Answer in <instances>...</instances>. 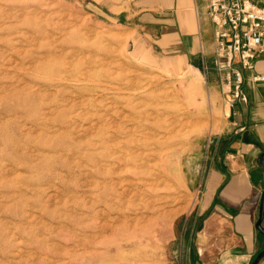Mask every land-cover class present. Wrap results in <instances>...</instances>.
Here are the masks:
<instances>
[{
    "label": "rangeland",
    "instance_id": "obj_1",
    "mask_svg": "<svg viewBox=\"0 0 264 264\" xmlns=\"http://www.w3.org/2000/svg\"><path fill=\"white\" fill-rule=\"evenodd\" d=\"M101 10L94 0H0V264H198L192 226L209 172L198 156L226 117L210 111L204 79L178 76ZM56 60L77 72L65 84L46 67ZM87 98L96 101L80 104ZM142 161L155 174L144 223L168 221L152 256L119 252L113 232L115 194L143 183L132 178Z\"/></svg>",
    "mask_w": 264,
    "mask_h": 264
},
{
    "label": "crops",
    "instance_id": "obj_2",
    "mask_svg": "<svg viewBox=\"0 0 264 264\" xmlns=\"http://www.w3.org/2000/svg\"><path fill=\"white\" fill-rule=\"evenodd\" d=\"M94 1L162 60L173 63L178 76H200L208 84L210 111L221 109L226 122L198 156L203 174L209 172L204 201L192 226H196L194 255L198 264H252L264 251V234L256 227L264 194L260 163L264 156V82L254 83L251 77L264 74V55L253 71L244 72L248 102L237 104L234 116L222 92L224 77L216 54L215 26L207 14L208 0ZM251 1L264 7V0ZM203 174L198 172L196 177L199 191ZM204 214L209 215L203 219ZM259 264H264V257Z\"/></svg>",
    "mask_w": 264,
    "mask_h": 264
},
{
    "label": "built area",
    "instance_id": "obj_3",
    "mask_svg": "<svg viewBox=\"0 0 264 264\" xmlns=\"http://www.w3.org/2000/svg\"><path fill=\"white\" fill-rule=\"evenodd\" d=\"M207 14L215 26L222 92L236 116V105L248 102L244 72L253 71L264 55V7L251 0H208ZM251 80L262 83L264 74H253Z\"/></svg>",
    "mask_w": 264,
    "mask_h": 264
},
{
    "label": "bare ground",
    "instance_id": "obj_4",
    "mask_svg": "<svg viewBox=\"0 0 264 264\" xmlns=\"http://www.w3.org/2000/svg\"><path fill=\"white\" fill-rule=\"evenodd\" d=\"M46 67H49L51 71L54 74H56V76H58V83H60V85L65 84L67 81V77L70 76L71 74L72 75L77 74L76 70H73V68L71 70H68L69 68L66 67L64 62H60L58 60L49 63V65H47ZM85 78L83 79L85 80L92 79V78L89 79L88 77ZM84 89H85L84 86L82 87L78 86L74 89L76 91V95L78 96V98H84L83 95ZM94 101L91 98L89 99L87 98L82 102H80V104L86 102L85 106H92L94 104ZM137 158H138L137 161L138 160L141 161L143 159V157H141L140 155H138ZM87 160H89L88 157ZM117 162L118 161L116 159L107 160L105 166L114 168ZM110 168L105 169L103 173L106 175H110L112 172V169ZM133 172L134 173L132 178L143 181V183L142 184L141 182L135 183L134 181L133 183L131 180L129 182L124 181L127 187L124 186L123 189L120 190L121 191L120 193L117 192L115 194V199L118 201L119 206L122 207L116 217L118 220L117 222L119 224L113 229L114 233H119L123 235L122 236L123 244H120L117 250L122 253L125 251L128 252L130 251L128 255H132V253H135L132 249L136 247L135 251L137 254H141L144 256H148V255L152 256L156 254V250L158 249L157 246H159V243L162 242L164 239V234L166 232L168 221L167 220L158 221V219L155 218L152 222L147 221L146 223H144L146 221V216H144L143 212L150 211L151 206L146 204L143 201V199L149 195L148 190L150 187H152L150 186L152 185V183L149 180H146V178L148 179V175L154 176L155 174L154 172H151L149 164L144 161H142V163H139ZM87 175L89 176V173H87ZM104 182H106V184H109L107 180ZM134 186L135 188L133 189ZM140 186H143V188H141ZM111 189L113 190V188ZM137 201H139V203H137ZM89 210L91 211V208H89ZM131 215H134V218H131ZM153 249H155V251Z\"/></svg>",
    "mask_w": 264,
    "mask_h": 264
},
{
    "label": "water",
    "instance_id": "obj_5",
    "mask_svg": "<svg viewBox=\"0 0 264 264\" xmlns=\"http://www.w3.org/2000/svg\"><path fill=\"white\" fill-rule=\"evenodd\" d=\"M260 163L262 165V167H264V156H261L260 158ZM263 221H264V194L262 196V202H261V208H260V218L257 222V229L264 234V227H263ZM264 257V251L261 252L256 259L254 260V262L252 264H259L261 259Z\"/></svg>",
    "mask_w": 264,
    "mask_h": 264
}]
</instances>
